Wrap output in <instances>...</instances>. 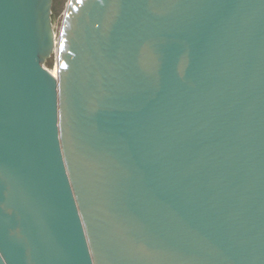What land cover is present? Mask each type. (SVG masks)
<instances>
[{
  "label": "water",
  "instance_id": "obj_1",
  "mask_svg": "<svg viewBox=\"0 0 264 264\" xmlns=\"http://www.w3.org/2000/svg\"><path fill=\"white\" fill-rule=\"evenodd\" d=\"M52 3L0 0V264H264V0Z\"/></svg>",
  "mask_w": 264,
  "mask_h": 264
},
{
  "label": "rangeland",
  "instance_id": "obj_2",
  "mask_svg": "<svg viewBox=\"0 0 264 264\" xmlns=\"http://www.w3.org/2000/svg\"><path fill=\"white\" fill-rule=\"evenodd\" d=\"M69 0H53L52 3V24L54 32L56 33L55 39L57 40V37L60 32V28L62 26V22L64 19L65 11L67 8ZM57 62V49L54 50V52L51 54L49 58H47L45 62V66L49 69H53L56 67Z\"/></svg>",
  "mask_w": 264,
  "mask_h": 264
},
{
  "label": "bare ground",
  "instance_id": "obj_3",
  "mask_svg": "<svg viewBox=\"0 0 264 264\" xmlns=\"http://www.w3.org/2000/svg\"><path fill=\"white\" fill-rule=\"evenodd\" d=\"M56 40V39H55ZM56 46H57V40H56ZM52 71V73L55 75L57 74V69L56 67H54L53 69H50Z\"/></svg>",
  "mask_w": 264,
  "mask_h": 264
}]
</instances>
